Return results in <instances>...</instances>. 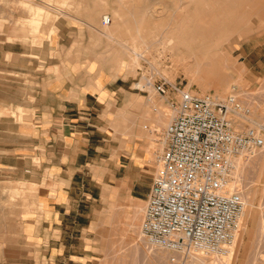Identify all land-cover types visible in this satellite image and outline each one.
<instances>
[{"label":"rangeland","instance_id":"1","mask_svg":"<svg viewBox=\"0 0 264 264\" xmlns=\"http://www.w3.org/2000/svg\"><path fill=\"white\" fill-rule=\"evenodd\" d=\"M0 3V117L16 116L18 111L22 115L15 105L9 111L3 109L7 104H15L19 95L16 73L5 70L6 63L13 65L16 60L11 51L33 48L41 71L55 64L125 73L132 86L128 88L129 106L124 112L129 114L130 123L119 126L125 132L130 129L131 139L136 138V144H141L151 157L139 171L140 191L151 186L156 157L161 152V132L173 118L174 95L160 96L147 87L141 91L138 85L146 77L163 75L194 95L215 92L227 96L236 88L243 101L252 100L254 123L264 126V70L256 68V63L264 61V0H0ZM39 8L43 10L41 14ZM106 15L112 18L107 26L102 23ZM202 32L207 37L215 34L217 45L211 48L218 52L220 63L204 79L185 71L176 59L178 50L184 54L188 46H193L190 49L193 55L202 49L193 45L195 40H181L179 36L198 37ZM27 43L33 46H26ZM73 57L76 61H69ZM56 69L57 72L59 66ZM217 83L224 85V90L216 89ZM162 102L171 117L160 126L157 121ZM156 144L159 145L155 147ZM263 152L264 149L253 154ZM251 154L244 159L248 167L241 177L234 161L233 180L248 200L233 253L228 257L203 258L206 264H261L264 259V241L257 240L264 236V160ZM21 186L0 182L1 222L10 224L9 219L17 217L16 214L29 212L31 193ZM133 196L128 189L120 193L119 199L115 195L105 199L100 220L93 223L89 232L97 244V264H194V258L169 262L168 251L154 248L144 240L142 248L136 250L137 237L127 226L128 215L134 200L142 202L145 208L147 203ZM148 250L162 254V259L147 256Z\"/></svg>","mask_w":264,"mask_h":264},{"label":"crops","instance_id":"2","mask_svg":"<svg viewBox=\"0 0 264 264\" xmlns=\"http://www.w3.org/2000/svg\"><path fill=\"white\" fill-rule=\"evenodd\" d=\"M10 53L16 60L5 70L16 73L19 95L3 109L15 105L22 115L0 117V182L22 184L31 194L28 213L0 221V264H97L89 232L105 199L129 189L146 202L152 187L138 190L151 157L119 126L130 123L129 78L86 66L49 64L41 71L33 48ZM256 66L264 70V61Z\"/></svg>","mask_w":264,"mask_h":264},{"label":"built area","instance_id":"3","mask_svg":"<svg viewBox=\"0 0 264 264\" xmlns=\"http://www.w3.org/2000/svg\"><path fill=\"white\" fill-rule=\"evenodd\" d=\"M106 15L103 25H110ZM144 88L173 94L174 117L162 130L163 147L146 199L141 237L166 250L170 261L228 257L244 219L246 200L234 178V161L264 149V126L234 88L227 96L192 94L163 75ZM161 138V139H162ZM161 143V146H162Z\"/></svg>","mask_w":264,"mask_h":264},{"label":"bare ground","instance_id":"4","mask_svg":"<svg viewBox=\"0 0 264 264\" xmlns=\"http://www.w3.org/2000/svg\"><path fill=\"white\" fill-rule=\"evenodd\" d=\"M42 11L43 10L41 8H39L38 9V14H41ZM30 26H31V24H30ZM177 27H179V25H177ZM179 38L181 40L184 39V38L185 39H191L192 41L195 40V42L193 43V45H199L202 48V49H199V52H197V54L194 53V55L192 54V51H191L193 49V46H188L187 52L184 53V54H183V51L177 49L179 51V53H178L179 55L176 57V59L180 62L181 65H183V68L185 69V71L191 73L193 76L198 75V76H202V78H203L204 75L206 76L208 74V72H210L212 70V67L213 66H215L216 64L219 63V56L217 54L218 52L212 51V48H211V46H216L217 45L216 42H215V34L214 33H212V35L210 37H207L202 32L198 37L188 36V38H186V35L184 37V35L181 34V36H179ZM174 47H175V45H174ZM202 50L204 52H202ZM138 55L141 56V57L144 56L142 54H138ZM143 84H144V82L141 83V84H139L138 86L139 87H142ZM216 89H218V90H224V85H222L220 83H217L216 84ZM219 96L225 97L223 95H219ZM251 101L247 100L246 103L248 102L249 104H251V106H253V103ZM160 106H161V108L159 109L160 119L157 121V123H158V125L162 126V125H164V124H166L168 122V119L171 116H169L168 110L167 109H164L166 107L163 104V102L160 104ZM252 114H253V112H252ZM173 115H174V112H173ZM172 119H171V121H172ZM252 120H253V116H252ZM156 131H158L160 133L161 132V129H158ZM158 141H160V140H158ZM158 145L159 144H156L155 147L158 146ZM162 147H163V143H162V146H161L160 149H162ZM257 155H260V157H262L263 160H264V152L262 154H257ZM257 155L256 154H251L250 156L251 157H255ZM245 157H247V155H242V156L238 157L235 160L236 161V166H238V175H239V177L242 176L243 171L248 167L246 165L247 162H245V160H244ZM247 200H246V204H247ZM134 203H135V205L132 206L131 212L128 215L129 223L127 224V226L129 227V230L131 232H133V234L137 237L136 240H134V245L136 244L135 245L136 246L135 248L137 250V249L142 248V247H140L142 241L143 240H144L143 242L146 241L143 237H141L140 225H139L140 224L141 214L145 211V205H143L142 202L135 201V200H134ZM248 216H250V213H249ZM147 247H148V245H147ZM143 251L146 252V250H143ZM147 254H148L147 256H153L155 259H159V260L162 259V254H160L158 252H155L153 250H148V253ZM194 261H195L194 264H197V263L206 264L205 259H203L202 257H199V258L195 257L194 258ZM169 262H171V261H169ZM221 264H227V263L221 262Z\"/></svg>","mask_w":264,"mask_h":264}]
</instances>
